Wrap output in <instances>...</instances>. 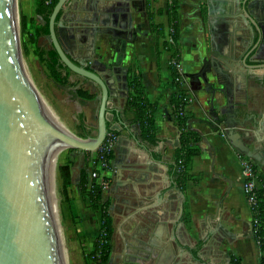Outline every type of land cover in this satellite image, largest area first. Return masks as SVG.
<instances>
[{
    "label": "crops",
    "instance_id": "0c3cea01",
    "mask_svg": "<svg viewBox=\"0 0 264 264\" xmlns=\"http://www.w3.org/2000/svg\"><path fill=\"white\" fill-rule=\"evenodd\" d=\"M124 2L74 0L70 9H78V17L90 19L89 24L74 27L68 17L61 19L69 38L77 36L75 41L63 39L61 31L73 62L99 71L108 81L114 78L106 125L107 132L116 135V144L106 173L109 188L102 194L112 225L108 264H114V259L116 264H260L253 214L243 189V164L244 160L252 163L264 180V125H260L264 122V37L260 53H255L257 47L251 52L258 36L253 29L252 40V25L240 18L244 0H178L180 72L190 98L185 115L187 126L202 136L182 188L172 172L179 127L169 103L174 93L170 53L162 47L164 39L151 34L142 0L127 13L119 8ZM148 5L154 23L166 35L168 0H149ZM106 29L108 33L99 34ZM212 41L222 52L225 75L219 76L221 84L214 74L207 76L209 86L201 80L195 84L189 76L200 68L198 51L208 57L206 46ZM129 70L139 74L146 98L156 103L155 145L141 138L134 114L125 111ZM71 76L86 81L87 87ZM69 83L67 88L77 100L70 129L76 128V118L83 114L85 124L95 132L98 88L75 74L69 76ZM78 88L93 98L78 97ZM233 142L243 143L255 157L240 152ZM80 154L86 161L93 155ZM74 166L71 201L62 204L66 220L74 213L87 216L76 192L80 171L88 169L85 165L76 174Z\"/></svg>",
    "mask_w": 264,
    "mask_h": 264
},
{
    "label": "water",
    "instance_id": "95a60500",
    "mask_svg": "<svg viewBox=\"0 0 264 264\" xmlns=\"http://www.w3.org/2000/svg\"><path fill=\"white\" fill-rule=\"evenodd\" d=\"M67 1L58 0L54 6L49 16L48 38L61 64L99 90L96 135L85 139L68 128L61 129L46 113L22 64L16 2L0 0V264H60L47 171L49 150L66 147L95 152L107 133V103L114 78L108 81L99 71L87 69L82 62L76 64L70 58L62 41L61 22L58 32L55 31L56 17ZM240 10V18L252 25V40L253 29L258 36L250 51L257 47L255 53L259 54L262 49L259 42L264 37V0H244ZM128 11L129 7L125 12ZM107 30L99 34L108 33ZM215 46L213 41L206 46L208 57L198 51L200 68L189 76L195 84L201 80L209 86L208 74H214L220 83L219 76L225 75L220 65L222 52ZM180 135L178 130V139ZM233 145L255 157L243 143Z\"/></svg>",
    "mask_w": 264,
    "mask_h": 264
},
{
    "label": "trees",
    "instance_id": "16d2710c",
    "mask_svg": "<svg viewBox=\"0 0 264 264\" xmlns=\"http://www.w3.org/2000/svg\"><path fill=\"white\" fill-rule=\"evenodd\" d=\"M58 0H35V15L40 18L41 24L35 26L34 37H42L49 35V16ZM149 0H146V14L148 19L149 30L156 39H164L162 47L167 52H172L171 58L175 63H180V53L178 47L179 29H178V0H168V17L169 30L172 43L165 40V34L161 26L154 23V15L149 11ZM59 16V15H58ZM57 16V18H58ZM56 18V19H57ZM27 33V20L25 15H20V34ZM25 46V44H23ZM23 46L24 52L25 48ZM37 56L40 62L46 66L48 77L60 86L70 87L69 76L74 74L64 67L56 51L53 47L49 49L38 48ZM159 52L157 53V58ZM65 70V74H62ZM172 75V84L174 86V93L170 98L171 114L179 127L181 132L179 138V146L175 150L174 164L172 167L173 176L176 179L178 186L182 187L189 179L187 174L192 158L198 154L199 150L196 145L201 141L202 136L190 129L187 126L188 117L183 115V110L188 102L183 101L187 96L183 88V78L175 66H170ZM126 86L128 90V98L125 105V111L134 114V120L139 125L140 136L149 144L155 145L158 143L156 137L157 128L154 121V113L156 110V103L150 102L144 93L139 74L132 73L131 70L127 73ZM76 95L84 100H90L93 95L88 91L78 88L75 91ZM78 123L75 129L70 131L81 138L93 137L94 129L85 124L83 114L77 116ZM71 149V148H70ZM89 156L92 153L85 152ZM113 152L108 156L111 162ZM74 162L67 160L65 162L57 163L56 165V180H57V195L59 197L60 205L63 203L69 204L71 201V187H72V169ZM252 169L256 172V168L252 165ZM260 182L264 185V180L260 177ZM78 193L85 201L89 208L100 214V227L97 235L92 240V250L85 255V264H108L111 253V237L112 225L111 218L108 212V202L103 200V191L95 186L94 181H91L86 169L80 171ZM253 214V237L260 249V264H264V188L256 192V203L250 207Z\"/></svg>",
    "mask_w": 264,
    "mask_h": 264
},
{
    "label": "rangeland",
    "instance_id": "374dc122",
    "mask_svg": "<svg viewBox=\"0 0 264 264\" xmlns=\"http://www.w3.org/2000/svg\"><path fill=\"white\" fill-rule=\"evenodd\" d=\"M16 8L19 19V48L22 64L25 71L29 75L34 87L42 98L47 103L50 110L57 117L58 121L67 129L71 130L73 121V113L76 109V101L71 96L70 89L67 87H61L55 84L49 77L46 66L40 62L37 56L38 48L49 49L50 43L47 37H34V28L41 24L39 17L35 15V0H16ZM23 14L27 20V33L24 35L20 34V15ZM25 44V46L23 45ZM25 48V52L23 49ZM72 80L81 81L82 85L87 87L86 81L79 77L71 76ZM95 129L97 121H94ZM96 131L93 132L95 137ZM93 155L86 161L80 154V151L70 149L66 147L59 148L54 156V168L56 176V165L57 163L65 162L73 158L75 162L74 172L77 174L79 168L87 166L88 174L94 169L92 164ZM76 192V191H75ZM55 193H56V209L58 211V220L60 223V233L62 241L66 251V264H85V255L92 250V240L97 235L100 222L98 215L100 214L93 212L88 204L77 195V198L82 200L83 211H86V218L79 217L77 213L72 214V217L67 220L63 217V205H60L59 197L57 195V180L55 182ZM66 206V205H65ZM116 264L115 259L113 260Z\"/></svg>",
    "mask_w": 264,
    "mask_h": 264
},
{
    "label": "built area",
    "instance_id": "2783aa9c",
    "mask_svg": "<svg viewBox=\"0 0 264 264\" xmlns=\"http://www.w3.org/2000/svg\"><path fill=\"white\" fill-rule=\"evenodd\" d=\"M170 30L167 29V33L165 35V40L168 43H172L170 38ZM170 57L168 60V66H175V68L180 72L181 65L180 63H175L171 58L172 52L170 51ZM183 101L190 102V98L188 96L183 98ZM186 107V106H185ZM183 115H185V108L183 110ZM116 144V135L112 132H107L104 141L99 146V148L95 151L94 156L92 158V164H94V169L90 172L89 178L91 181H94L95 186L99 187L101 191H105L109 188L110 180L106 175L107 171L110 168V161L108 160V156L113 152ZM244 183L243 189L250 207L255 205L256 203V192L262 188L264 185L260 182L259 176L257 172L252 169V163L248 160H244Z\"/></svg>",
    "mask_w": 264,
    "mask_h": 264
},
{
    "label": "bare ground",
    "instance_id": "6f19581e",
    "mask_svg": "<svg viewBox=\"0 0 264 264\" xmlns=\"http://www.w3.org/2000/svg\"><path fill=\"white\" fill-rule=\"evenodd\" d=\"M16 2V0H15ZM24 67V66H23ZM25 70V69H24ZM26 72V71H25ZM26 75L28 76V78L30 79L29 75L26 72ZM31 81V79H30ZM32 83V82H31ZM33 87L34 84L32 83ZM35 88V87H34ZM36 89V88H35ZM36 91V90H35ZM39 98L42 102V104L44 105V109L46 111V113L48 114V116L56 123V125H58L61 129L66 130V128L58 121L57 117L54 115V113L50 110V108L48 107L47 103L45 102V100L42 98V96L39 94ZM61 148V147H60ZM59 148H55L54 149H50L49 153H48V159H47V171H48V180H49V186H50V196H51V203L52 206L54 207V215H55V220H56V230L58 232V236H57V242H58V250H59V256H60V264H66L67 263V259H66V251H65V246L64 243L62 241V237L60 236V223L58 220V211L56 209V193H55V182H56V176H55V168H54V156L56 155V152Z\"/></svg>",
    "mask_w": 264,
    "mask_h": 264
},
{
    "label": "flooded vegetation",
    "instance_id": "af4514ba",
    "mask_svg": "<svg viewBox=\"0 0 264 264\" xmlns=\"http://www.w3.org/2000/svg\"><path fill=\"white\" fill-rule=\"evenodd\" d=\"M72 1H74V0H68L65 4H64V6H63V8L60 10V12L58 13V18L56 19V21H55V31H56V33L58 32V29H59V22H61V19H62V17H68V21L71 23V25L72 26H74V27H84L85 25H87V24H89V21H91L90 19H88V20H86V19H83V18H80V17H78V15H79V13L77 12L78 11V9H76V11L75 10H73V9H70L71 8V6L73 5H71V3H72ZM136 1H137V3H141V0H126V2H124V3H122V4H119V8L122 10V12H123V10H124V13H125V11H126V8L127 7H129L130 8V6L132 5V4H134V3H136ZM142 2L144 3V7L146 8V3H145V0L143 1L142 0ZM66 8L68 9L67 11H69L67 14H68V16L67 15H64V14H66L65 13V11H66ZM67 19V18H66ZM61 30H60V33H61V31L62 32H64L65 33V37H63V39L64 38H66V37H68L69 38V36L67 35V30L66 29H63V27L62 28H60ZM73 35V37L72 38H69V39H71V40H73V41H75L76 39H77V36H76V34H72ZM45 37V36H44ZM47 37V39H48V41H49V43H50V40H49V38H48V36H46ZM62 39V41H64ZM50 47H52V45H51V43H50ZM88 81V80H87Z\"/></svg>",
    "mask_w": 264,
    "mask_h": 264
}]
</instances>
